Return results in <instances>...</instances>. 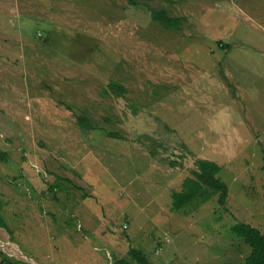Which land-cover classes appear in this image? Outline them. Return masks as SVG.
<instances>
[{
  "label": "rangeland",
  "instance_id": "374dc122",
  "mask_svg": "<svg viewBox=\"0 0 264 264\" xmlns=\"http://www.w3.org/2000/svg\"><path fill=\"white\" fill-rule=\"evenodd\" d=\"M137 1L0 0V264H114L135 247L246 264L233 226L264 233V0ZM201 159L222 167L226 205L172 210Z\"/></svg>",
  "mask_w": 264,
  "mask_h": 264
},
{
  "label": "trees",
  "instance_id": "16d2710c",
  "mask_svg": "<svg viewBox=\"0 0 264 264\" xmlns=\"http://www.w3.org/2000/svg\"><path fill=\"white\" fill-rule=\"evenodd\" d=\"M130 2L139 6L140 1L130 0ZM148 12L151 14L155 21L160 22L166 28H179L182 18L172 17L166 11H155L148 7ZM110 88L119 95H124L127 89L118 82H111ZM80 126L89 131H93L95 127L92 125L91 119L86 115H79L77 117ZM111 137L119 138L118 133H109ZM8 154L0 149V161L5 162ZM197 169L193 171L194 177H187L183 183V189L176 191L173 194L172 210L181 211L184 207L192 201L199 200L202 202L208 201L213 195H218L220 204L226 205L229 198V187L220 178L219 173L222 167L211 160L201 159L197 162ZM50 190L56 194L57 189L62 188V184L57 182L51 184ZM79 188L78 186H76ZM5 202L0 198V227L8 229V225L2 213ZM232 231L244 242L250 246L251 252L247 254L245 259L246 264H264V233L258 228L247 223L238 222L232 228ZM3 253V252H2ZM4 255V253H3ZM3 261L7 264H23L20 260L7 259L4 256ZM114 264H155L149 259L147 253L139 248H132L126 258L117 260Z\"/></svg>",
  "mask_w": 264,
  "mask_h": 264
},
{
  "label": "clouds",
  "instance_id": "9594fccd",
  "mask_svg": "<svg viewBox=\"0 0 264 264\" xmlns=\"http://www.w3.org/2000/svg\"><path fill=\"white\" fill-rule=\"evenodd\" d=\"M127 226V225H126Z\"/></svg>",
  "mask_w": 264,
  "mask_h": 264
}]
</instances>
